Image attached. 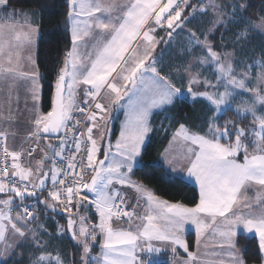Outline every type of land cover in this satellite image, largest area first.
<instances>
[{
	"label": "snow or ice",
	"instance_id": "1",
	"mask_svg": "<svg viewBox=\"0 0 264 264\" xmlns=\"http://www.w3.org/2000/svg\"><path fill=\"white\" fill-rule=\"evenodd\" d=\"M10 0H0V11L6 9ZM184 7L190 6L188 0H182ZM231 7L232 17L243 13L245 4L238 2ZM119 9V13L115 14ZM183 7L178 0H124L116 4L114 0H68L67 21L71 31V49L57 73L55 91L52 96V107L47 113L37 110L33 122L35 130L31 134L37 139L41 134L56 136L58 145H49L53 156L64 159L68 133H73L75 152L67 162L68 172L57 167V160L52 159L49 171H43V161L38 162L35 169L24 167L19 162L21 153L3 147V154L8 159L0 160V193L7 196L0 199V241L5 240L9 228L12 232L27 240L25 226L38 219L29 207L24 206L27 197H38V192L45 188L50 179L52 190L48 192V200H40L47 208L56 211L57 206L67 205L64 211L71 214L73 208L78 211L81 203L87 201L95 209L99 222L87 225V218L80 216L78 231L76 221H67V231L82 246L83 264H89V253L92 244L99 240L101 253L92 257L91 264H153L152 253H160L163 247H169L175 254L177 248L187 253L184 264H197V252L189 251L184 239L186 226H193L196 242L199 247L201 238L211 229L213 236L220 238L218 247L225 250L230 264H245L236 252V237L239 234H254L258 237L259 251L264 253V212L252 215L253 205L247 197L241 195L249 185H258L264 189V114L257 115V105L264 106V71L257 78L259 87H249L251 81L247 73L237 74L234 70L231 54L213 50V44L205 35L203 41L191 34L190 43L195 41L207 51L201 64L215 67L216 82L199 78V74L189 76L187 93L193 100L204 98L213 113L207 123V133L190 132L181 124L174 134L189 143L187 147V175L194 177L199 185V203L187 207L179 203L161 200L152 192L135 184L130 174L137 165L141 148L151 131L149 116L152 109L170 105L185 95L181 88L176 87L158 70V59L153 57L160 40L154 33L157 27L171 30L166 33L169 40L176 28H181ZM17 13L13 10L11 16ZM220 16L224 13L220 12ZM26 16V14H25ZM187 19V18H185ZM260 23L252 26V30L264 31V17ZM218 22H221L218 20ZM231 22V21H229ZM37 30L25 18L23 23L0 24V75L25 76L31 81L32 99L39 100V73H17L13 66L14 58L18 61L17 49L31 46ZM243 35V33L241 34ZM86 37L91 38L92 52L81 54L80 42ZM140 41L133 47L134 42ZM141 45L143 50L141 51ZM82 89L80 103L77 102L78 89ZM193 85H202L203 92H194ZM223 87V91L219 89ZM208 89H213L209 91ZM252 93L251 102L245 100L241 105L233 107L241 93ZM103 94V95H102ZM101 101H106L101 102ZM94 104V109L92 105ZM83 105V106H81ZM113 108L124 109L125 121L122 122L119 138L115 143V152L109 142L104 150L103 159H98L101 151L98 141L93 137V129L99 123L107 121ZM233 111L238 117L251 115L252 126L245 129L233 120L222 117ZM74 112L86 113L89 124L86 134L75 133L80 125L74 120ZM63 132V136L57 134ZM86 135V163L77 164L76 153L81 152L85 143L81 137ZM0 139L6 140L3 132ZM103 139V134L101 135ZM249 143L254 150H249ZM35 151V149H31ZM243 153L242 162L237 159ZM45 153V159H48ZM79 167L80 171L75 170ZM9 168L11 171H9ZM91 172L88 179L85 174ZM64 177H72L71 185H66ZM135 188L142 198L146 199L147 207L143 215H136L128 210L125 197L114 185ZM60 185V188H57ZM82 190L85 192L81 195ZM88 194H92V198ZM20 199L17 207L23 208L22 214L12 215L14 198ZM79 197V199H77ZM75 201V204H74ZM257 202L261 203L260 198ZM139 221L134 226L133 217ZM127 218L128 228H115L113 221ZM62 231V230H61ZM37 246H41L36 233H32ZM8 247L0 255H6ZM142 254H149L144 258ZM63 264L57 255L41 254L34 264ZM203 264H224V261H204Z\"/></svg>",
	"mask_w": 264,
	"mask_h": 264
},
{
	"label": "rangeland",
	"instance_id": "2",
	"mask_svg": "<svg viewBox=\"0 0 264 264\" xmlns=\"http://www.w3.org/2000/svg\"><path fill=\"white\" fill-rule=\"evenodd\" d=\"M114 2L116 4H122L124 3V0H114ZM178 3H181V6L183 7V12H182V17H181V19L185 21L183 26L181 28L175 29L170 40L168 36L166 35V33L171 30L167 29L166 25L164 28L157 27L154 35L156 36L157 40H160L161 37H163V40L159 44L156 45L155 50L152 53L153 57L157 58L159 61L157 65L158 70H159L160 63L162 66L163 60H169L165 58L164 56L165 54L172 55L171 50L175 51V53H178L176 54L178 55L176 61H180L182 63L178 65L183 66V69L180 71L173 70L174 72H177L178 74L175 76L174 74H170V73L169 75H167L166 73H162V76L169 79L176 87L181 88L182 91L185 93L184 96L179 97L177 99L187 98V99L193 100L192 97L187 93L188 80H189L190 74L191 75L199 74V78L201 80L207 79V80L212 81L213 83L216 82L214 65L200 63V61L203 60L207 56V51L204 48H202L200 45H197L195 41H192L190 43V37L192 33H195L196 37L199 38L201 41H203L205 38V35H207L209 38V35L213 34L215 30L219 27V25L224 26L223 30L226 31V35H223V38H222L223 46L219 50L217 49L215 50L214 48L213 50L220 53L222 57L224 56L225 53L231 54L230 59L232 60L235 72L238 75L241 73H247L248 79L251 81V83L249 84V87H252V88L259 87L260 85H259V81L257 78L259 77L261 72L264 71V46L262 47L263 50H261L260 53L257 54V57L255 59L251 61H245L243 65L239 64V59L237 58L235 54V50L229 49V46L231 45L238 46L239 44L240 46H242L241 41L246 40V38L249 35H252L253 33H258L261 36H263V42H264V31L252 30V26L259 24L261 21L255 22V21L247 20L242 16L243 15L242 13H238L236 17H232L231 7H226V6L235 4L233 2H226V4L223 7L221 6L218 0H197L195 3H191V0H188V3L190 5L188 7H184L182 0H178ZM185 10H188L187 14H184ZM12 12H13V8L0 11V24H8L12 22L23 23L25 18H27L28 22L31 23L33 28L37 30V34L34 37L33 44L31 46L25 45V46L20 47V49L24 48V54H22V59L28 63V66L30 63H32L34 67L33 69H37L36 63H35V55H36V46H37V40H38V27L33 24L32 19H31L32 16L30 14L17 13L13 17L11 16ZM220 12H223L224 15L220 16L219 15ZM118 13H119V9L116 10L114 15ZM200 17L204 18L205 24L204 26H201L202 28L197 29L191 24V22L194 20L199 21ZM218 20L221 22H218ZM69 27H70V24H69ZM160 29L162 31V34H161L162 36H160L158 33ZM242 33L243 35H241ZM92 43L94 42L91 40V38L86 37L83 41L80 42L79 52L82 55L87 52H92L93 51ZM139 43L140 41L134 42L133 47H135L136 44H139ZM142 50H143V46L141 45V51ZM65 57L63 59V62L65 60ZM3 62H4L3 58H0V63H3ZM36 72H38V69L36 70ZM17 73H19L18 70H17ZM31 73L33 72L29 71L28 74H31ZM39 77H40V74H39ZM13 78L14 76L0 75V132H3L5 136H6V133L4 130H7L10 126H12V124L13 126H18L19 130H23V131L28 130V131L33 132L35 130V125L33 122L34 115L36 114L37 110L43 113L40 109V95H39V100L34 101L32 99V92H31L30 93L31 101L28 103L29 105H26L27 103L24 100V98L21 97L22 95H19L20 94L19 91L13 88ZM181 79H184V82H182ZM181 82L184 84H182ZM39 84H40V80H39ZM84 87L86 86L81 85L80 89L77 90L78 91V97H77L78 103H80L79 97L80 95H82V89ZM27 89H31V83H28ZM27 89H24L22 91L25 93ZM208 90L212 91L213 89H208ZM219 90L223 91V87H221ZM193 91L203 92L205 91V88L202 85H193ZM197 99L205 100L202 97H198ZM251 99H252V93H247V92L241 93V95L236 99L233 107L237 105H241L242 102L245 100L251 102ZM101 102L106 103V101H101ZM170 105H165L162 108L152 109L151 114L149 116V125H150L151 130L153 129V127L150 124L152 115L157 111H163L166 107ZM93 109H94V104H93ZM124 111L125 110L122 108L120 109L113 108L110 118L107 121L100 122L99 127L93 129V137L97 139L98 145L101 148V151L98 154V159H103L104 150L107 148L109 142L113 146L112 151L115 152V143H116V140L119 138V133H120L122 122L125 121L126 119ZM262 114H264V106L257 105V115H262ZM212 115L213 113L209 116L208 120L206 121L204 125V129H203L204 131L202 132L198 130H191L187 126L185 127L190 132H196L201 135L206 134L208 131L207 123ZM246 116H249L250 120L245 123L238 122V125L245 129H249L250 126H252L253 118L250 114ZM20 119H22L23 121H21ZM162 122L163 123L165 122L167 124L168 114H165L164 118H162L159 124L155 126L156 131H160V129L162 130V125H161ZM115 125L117 129L116 135L113 134ZM179 128L180 126L172 132L167 146L165 147V149L160 155V162L164 166L166 171L193 184L197 188V191L199 193V185L196 184L195 178L189 177L186 171L187 155H188L187 147L189 146V143L185 142L181 138L174 139V134L179 130ZM150 132L148 136L146 137L144 144L142 145L141 154L150 136ZM102 134H103V139H101ZM6 139H8V136H6ZM53 144L54 143H52L50 140H47L45 138L43 139L42 136H40V138L38 139L34 138L33 143L29 147L28 154L23 155L21 157L20 162L23 163L25 158L28 161L31 160L30 163L35 169L37 167L38 162L43 161V170H44L45 167H47L46 162L44 161L45 153L48 154L49 145H53ZM248 146H249V150L251 153V151L254 150V145L249 143ZM27 148H28V145H27ZM31 149H35V151H31V154H29ZM140 157L141 155L137 158L138 163L135 167H137L140 164ZM242 157H243V153H241L240 156L237 157V159L242 162ZM48 167L49 169L52 167V159L50 160V164L48 165ZM132 173L130 174V179L135 184L141 185L143 186V188L152 192L146 186H144L139 181H137L133 177ZM114 187L116 189H119L120 192L125 197V205L128 210L134 211L136 215L144 214V210L147 207V202L145 198H142L141 193H138L135 190V188L129 187V186H121L119 184H116L114 185ZM88 195L90 198H92V194H88ZM241 195L244 197H247L248 201L253 205V207L250 210L246 209L245 211H250L252 215H259L261 212H264V202H261V203L257 202L258 197L260 198L261 201H264V189H261L258 185L252 184V185H249L246 190H242ZM155 196L161 200H165L162 197H159L157 195ZM38 197H39V201L46 199L48 200L49 203H51V200L48 197V192H46V195L39 196L38 194ZM6 198L7 196L5 194H2V193L0 194V199H6ZM77 199H79V197ZM17 200H18V197H15L13 208L15 207ZM168 202L177 203V202H171V201H168ZM42 204L45 205L44 203ZM74 204H75V201H74ZM181 205H184V204H181ZM184 206L194 207V206H188V205H184ZM65 207L67 206H57L56 207L57 212L59 214H62L63 219H64L63 223L57 224V227H58L57 233L58 235H60L66 232L69 238L72 239L76 244L80 246V249H81L80 261H82L81 259L83 255L82 246L76 240H74L72 238L71 233L67 231V221L71 215V218L76 221L74 228L75 230L78 231L79 226H80V219H79L80 216H85L87 218V225L89 227H91L92 224L98 223L99 220L97 218V222H95L91 219L92 212L95 215L97 214L95 213L94 207L90 206L87 201H83L81 203V206L78 211L76 210V208H73V212L71 214L64 211ZM44 208H45L44 210L45 212H47L48 214L51 213L50 208H47L46 206ZM22 213L23 211H21V209H19L18 207L12 210V215L14 217L17 214H22ZM136 223H139V221L134 216L132 219L133 226ZM113 226L115 228H128L129 221L126 220L125 222H121V221L114 220ZM25 231H26V235L28 236L27 240H23L22 238H19L9 228V231L6 233L5 240L0 241V253L4 252L6 245H10L11 247H8L6 255H0V264L6 259H8L15 251H17V247H19L20 245H25L29 250L34 251L35 256H34L33 261L31 262L32 264H34L35 260L42 253L45 255L51 254L52 257H55L58 255V253L56 254L54 251L46 249L47 244L50 240V237H49V231L46 229L43 219L41 218L35 219L34 222L27 223L25 226ZM33 232L36 233V237L38 238L41 246H37V244L35 243L33 236H32ZM189 233H193V244H194V249L193 250L189 249V251L198 253L199 260L197 264H203L204 261H218L221 259L224 261V264H230V258L226 255L225 250H222L218 247V242L220 238L218 236L214 237L211 229H209L204 234V236L201 238L199 247L197 246L196 233H195V228L193 226H186V231L184 233V239L186 240L187 244H188L187 235ZM246 235L255 236L254 234H246ZM256 238L258 240V237ZM235 239L237 241V237ZM258 244H259V241H258ZM95 245H97L98 250L96 253H93V252L89 253V264H91L92 257H99L101 253L99 240L96 243H93L92 247ZM236 252L238 253L239 258L243 260L237 248H236ZM261 254H262L261 264H264V253H261ZM142 255L144 256V258H147L149 254H142ZM150 255L151 257L156 255L157 260L154 261L156 263L157 262L158 263L167 262L168 264H184V261L187 259V253H185L183 249L177 248V252L173 254L171 252V249L166 246L163 247V250L160 253L158 254L152 253ZM44 263H48V262L45 261ZM52 264H55V261H53ZM63 264L65 263L63 262Z\"/></svg>",
	"mask_w": 264,
	"mask_h": 264
},
{
	"label": "trees",
	"instance_id": "3",
	"mask_svg": "<svg viewBox=\"0 0 264 264\" xmlns=\"http://www.w3.org/2000/svg\"><path fill=\"white\" fill-rule=\"evenodd\" d=\"M197 0H191L195 3ZM223 7L226 2L237 3V0H218ZM239 3L245 4L246 9L242 13L243 17L250 21H260L264 17V0H238ZM13 8L17 13H27L32 16V22L38 27V40L36 46L35 63L40 74V109L43 113H47L51 109L52 96L54 85L57 78L63 59L71 47V32L69 23L67 21L68 0H10L6 9ZM188 10L184 11L187 14ZM191 24L197 28L204 26L205 20L200 17L199 21L194 20ZM224 26L219 25L215 32L209 35V39L213 44V48L219 50L223 44V35L226 31ZM162 36L161 29L158 31ZM238 46L231 45L229 49H234L239 64L243 65L245 61H251L257 57V54L263 50L264 42L263 36L258 33L249 35L246 40L241 41ZM172 51V55L165 54L162 66L159 65L160 74L178 75L173 70L180 71L183 66L180 61H176L178 53ZM166 71V72H165ZM174 72V73H173ZM164 75V74H163ZM173 77V76H172ZM184 82V79H181ZM181 82V83H182ZM184 84V83H182ZM210 105L203 99L190 100L187 98H180L166 107L163 111L155 112L150 124L153 129L144 146L140 157V164L134 168L133 177L141 184L150 189L155 195L164 198L171 202L195 206L199 201V193L197 188L169 173L165 170L160 162V155L167 146L172 132L181 124L187 126L191 130L204 131V125L212 112L209 111ZM168 114L167 124L162 122V130L156 131L155 126ZM225 119L233 120L236 124L245 123L250 120L249 116L238 117L233 111H229L221 118L219 123H223ZM167 121V120H166ZM116 125L113 134L116 135ZM54 143V139L44 137ZM50 161H46L48 166ZM1 194V193H0ZM39 196L46 195V191L38 192ZM36 201L35 216L38 219H43L46 229L49 231L50 240L46 249L52 250L60 256L65 264H83L80 261L81 249L69 236L64 232L58 235L57 224L63 223V215L50 209V216L45 212V205L40 203L37 197H33ZM39 212V213H38ZM91 219L97 222V215L91 213ZM127 220V219H126ZM32 220L31 222H34ZM122 222V221H121ZM188 246L193 250V233H189ZM237 249L240 252L245 264H261L262 254L259 251L258 240L255 236L246 234H239L237 236ZM97 245L93 246L91 252L96 253ZM34 251L29 250L25 245H20L8 259L1 264H32L34 259ZM48 264V263H44ZM153 264H168L167 262H160Z\"/></svg>",
	"mask_w": 264,
	"mask_h": 264
},
{
	"label": "built area",
	"instance_id": "4",
	"mask_svg": "<svg viewBox=\"0 0 264 264\" xmlns=\"http://www.w3.org/2000/svg\"><path fill=\"white\" fill-rule=\"evenodd\" d=\"M81 106H83V105H81ZM92 108H93V105H92ZM73 115H74V120L70 123V127H72V125L75 124L76 120H79L81 123L76 129H74V131H75V133L77 135L80 132H84L86 134V125L90 123L86 119V113L85 114H81L79 112H74ZM63 135H64L63 132H61L59 134V136H63ZM81 139L84 140L85 143L82 145L81 152L80 153H76V162H77V164H80L81 162L86 163V159H87L86 158V148L90 147V144L86 142V135L84 137H81ZM59 142L60 141L57 138H55L54 139V146L58 145ZM74 143H75V141L73 139V133L69 132L68 133V138H67V147H66V151L64 153L63 161H60L59 158H55L54 156H52V159H56L57 160V167L62 168L64 170V172H68L69 171L67 169V162L72 158V155L75 152ZM5 144H6L5 140L0 139V160L8 159V163L10 165L11 164L10 158H6L4 156V154H3V147L5 146ZM9 171H11L10 168H9ZM75 171L79 172L80 171L79 167ZM90 175H91V172H87L85 174V179H88L90 177ZM61 178H64L66 180V185L65 186H70L71 185V181H72V177L71 176H69V177L61 176ZM60 187H61L60 185H57V188H60ZM50 190H52V184H51V181H48L47 187H46V192H49ZM84 194H85V192L82 190L81 195H84ZM19 204H20V199L18 198L17 203L15 204V207L13 209H15L17 207V205H19ZM35 204H36V201H35V199L33 197H27L24 200V206L29 207V209L31 211H33L34 214H35V210H34ZM63 206H67V205H63ZM123 207H126V205H123ZM18 208L21 209V211H23L22 207H18ZM126 219L127 218H123L120 221L125 222ZM151 258H153L152 262L157 260L156 255L152 256Z\"/></svg>",
	"mask_w": 264,
	"mask_h": 264
},
{
	"label": "crops",
	"instance_id": "5",
	"mask_svg": "<svg viewBox=\"0 0 264 264\" xmlns=\"http://www.w3.org/2000/svg\"><path fill=\"white\" fill-rule=\"evenodd\" d=\"M17 51L19 53V59L17 61L14 58V62H13V66L16 67V70H18L19 73L22 72V73H27V74L29 73V71H32L33 73L36 72L37 69H33L34 67H33L32 63H30L28 66V63L22 59V54H24V48H21V49L19 48V49H17ZM24 77L19 76V75L14 76L13 88L17 89V91H19V93H20L19 95H22L21 97L24 98V100L26 101V103H27L26 105H29L28 103L31 101V94H30L31 89H27V88H28V83H31V81L27 77H25V78ZM21 78H22V80H21ZM39 80H40V78H39ZM24 89H27V91H25V93L22 91ZM40 93H41V84H40L39 95H40ZM20 120L23 121L22 119H20ZM4 131L6 133V136H8V139L5 140V143H6V146L9 148L10 151L20 152L21 157L25 154H28L29 147L33 143V139L36 138V137L31 135L34 131L31 132L28 130H26V131L19 130L18 126H13V124L7 130H4ZM41 136H42V134H41ZM27 145H28V148H27ZM25 159H24L23 163L19 161L21 163V165L24 167L33 168V166L30 163L31 160L28 161L26 159V161H25ZM44 161L46 162L45 158H44ZM47 216H50V215L47 214L46 217Z\"/></svg>",
	"mask_w": 264,
	"mask_h": 264
},
{
	"label": "water",
	"instance_id": "6",
	"mask_svg": "<svg viewBox=\"0 0 264 264\" xmlns=\"http://www.w3.org/2000/svg\"><path fill=\"white\" fill-rule=\"evenodd\" d=\"M54 91H55V88H54ZM54 91H53V94H54ZM51 107H52V103H51ZM51 110V109H50ZM60 134V133H59ZM57 134V135H59ZM44 137H47V138H51V139H55L56 136H53V135H48V134H42ZM54 146V145H53ZM52 156H53V152H52V149L50 148L49 151H48V159H45L46 161H50L52 159ZM43 171H49V167H45V169ZM47 183L48 181H46V184H45V188L43 189V191H45L46 187H47Z\"/></svg>",
	"mask_w": 264,
	"mask_h": 264
}]
</instances>
